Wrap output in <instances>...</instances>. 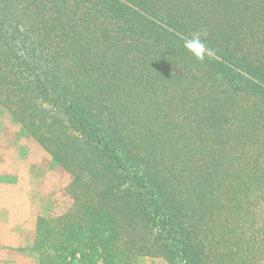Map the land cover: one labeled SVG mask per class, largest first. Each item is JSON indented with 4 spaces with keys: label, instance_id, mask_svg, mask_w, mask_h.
<instances>
[{
    "label": "trees",
    "instance_id": "trees-1",
    "mask_svg": "<svg viewBox=\"0 0 264 264\" xmlns=\"http://www.w3.org/2000/svg\"><path fill=\"white\" fill-rule=\"evenodd\" d=\"M0 105L72 176L39 264H264V0H0Z\"/></svg>",
    "mask_w": 264,
    "mask_h": 264
},
{
    "label": "crops",
    "instance_id": "crops-1",
    "mask_svg": "<svg viewBox=\"0 0 264 264\" xmlns=\"http://www.w3.org/2000/svg\"><path fill=\"white\" fill-rule=\"evenodd\" d=\"M4 116L18 121L13 114ZM29 137L22 145H18V135L9 138L10 147L2 146L0 140V264H39L37 253L31 250L37 220L61 216L72 203V200L67 203L63 212V208L59 209L57 201L66 199V183L54 188L48 180L53 165L58 162L45 147ZM42 159H45L44 167ZM36 169L43 171L39 182L34 177ZM69 178L72 180L71 175Z\"/></svg>",
    "mask_w": 264,
    "mask_h": 264
},
{
    "label": "rangeland",
    "instance_id": "rangeland-1",
    "mask_svg": "<svg viewBox=\"0 0 264 264\" xmlns=\"http://www.w3.org/2000/svg\"><path fill=\"white\" fill-rule=\"evenodd\" d=\"M0 108L2 109L1 110L2 117L0 116V119L2 121L0 124V140H2L1 145L4 147L6 146L10 147L11 146L10 144L12 143H10L9 138H14V136L17 135L20 137V142L18 143V145H22L26 143V140H30L29 137L30 134L26 133L25 128L22 126L20 122H18L19 120L16 118L18 120L16 123L14 118H10V116H4L5 114L11 115L12 113L6 108L2 107L1 105ZM177 154H173L172 157H176ZM41 162L44 167L45 159H42ZM77 173L80 175V172ZM68 174L71 175V173L67 170V168H65L63 165H61L58 162V164L53 165V168L51 169V173H50V179H48L54 188H56L60 184L62 185L66 183V187H65L66 199H62V200L60 199V201H57L59 202V209L63 208L61 210L62 212L65 210L67 203H69L72 200V195L69 192V189L71 188V186H69L71 184L70 182L71 179L69 178L70 175ZM42 176H43V171L41 169H36L34 172L35 181L39 182ZM221 180L225 182V184L232 182L231 179H228L225 176H222ZM248 199H249L248 206L244 201L241 200L242 209L243 211H246L245 214H243L247 219L245 225L250 228L249 230H253V229L256 230L257 227H263L264 229V198L261 199L260 201H252L251 199H256L255 195L254 196L252 195V197ZM27 252L29 253V251ZM137 264H169V262L161 256H141L138 258Z\"/></svg>",
    "mask_w": 264,
    "mask_h": 264
},
{
    "label": "clouds",
    "instance_id": "clouds-1",
    "mask_svg": "<svg viewBox=\"0 0 264 264\" xmlns=\"http://www.w3.org/2000/svg\"><path fill=\"white\" fill-rule=\"evenodd\" d=\"M202 36H206V33L197 31L192 33L190 38H185L183 41V47L199 61H203L206 57L212 58L215 56L214 50L208 47Z\"/></svg>",
    "mask_w": 264,
    "mask_h": 264
}]
</instances>
